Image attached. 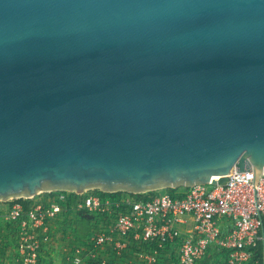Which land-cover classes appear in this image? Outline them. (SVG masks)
Returning a JSON list of instances; mask_svg holds the SVG:
<instances>
[{"label":"water","instance_id":"95a60500","mask_svg":"<svg viewBox=\"0 0 264 264\" xmlns=\"http://www.w3.org/2000/svg\"><path fill=\"white\" fill-rule=\"evenodd\" d=\"M250 171L264 0H0V203Z\"/></svg>","mask_w":264,"mask_h":264},{"label":"built area","instance_id":"2783aa9c","mask_svg":"<svg viewBox=\"0 0 264 264\" xmlns=\"http://www.w3.org/2000/svg\"><path fill=\"white\" fill-rule=\"evenodd\" d=\"M230 176L225 184L118 197L99 189L56 191L28 198L27 208L3 202L11 205L0 218V262L13 249L12 264H44L59 230L68 225L67 264H258L264 173L257 182L253 171ZM81 214L90 220L86 233L75 224Z\"/></svg>","mask_w":264,"mask_h":264},{"label":"rangeland","instance_id":"374dc122","mask_svg":"<svg viewBox=\"0 0 264 264\" xmlns=\"http://www.w3.org/2000/svg\"><path fill=\"white\" fill-rule=\"evenodd\" d=\"M41 196L40 195L36 196L34 199H39ZM12 201H15V200H12ZM0 204H3V202ZM2 225H5L4 220H1V222H0V226H2ZM70 228H71L70 226L64 225L59 230V233L56 235V237L53 241V246L51 245L52 251L49 250L48 256L46 257L44 264H67V260H64V257H65V247L68 243L71 242L70 241L71 240V234L70 233L68 234V229H70ZM12 250L13 249H10V256L8 257V259H6V258L1 259L0 264H12L11 263V257H12L11 252H12Z\"/></svg>","mask_w":264,"mask_h":264},{"label":"trees","instance_id":"16d2710c","mask_svg":"<svg viewBox=\"0 0 264 264\" xmlns=\"http://www.w3.org/2000/svg\"><path fill=\"white\" fill-rule=\"evenodd\" d=\"M170 191H175L174 189H169ZM100 192V191H99ZM102 193V192H100ZM123 192H119V193H114V194H106V193H102L103 195H108V196H111V197H118L122 194ZM14 202H19L21 203L22 205H24V207H29L30 204H32V201L29 200V199H16ZM81 217L77 218V220H75V224L77 225V228L81 229L84 231V233L88 232L90 230V220L88 218L85 217V215L81 214L80 215ZM70 223L69 219H66L65 220V223ZM75 237L77 239H80L81 236H80V233L79 232H76L75 233ZM256 259L258 260V264H263V246H262V241H259L258 245H257V248H256ZM209 260H206L204 262V264L208 263Z\"/></svg>","mask_w":264,"mask_h":264},{"label":"bare ground","instance_id":"6f19581e","mask_svg":"<svg viewBox=\"0 0 264 264\" xmlns=\"http://www.w3.org/2000/svg\"><path fill=\"white\" fill-rule=\"evenodd\" d=\"M230 175L228 176H223V177H217V178H211L212 182L213 183H216V184H225V183H228L229 179H230Z\"/></svg>","mask_w":264,"mask_h":264},{"label":"crops","instance_id":"0c3cea01","mask_svg":"<svg viewBox=\"0 0 264 264\" xmlns=\"http://www.w3.org/2000/svg\"><path fill=\"white\" fill-rule=\"evenodd\" d=\"M11 205V203H3L0 204V218H3V215H5V211L7 210L8 206Z\"/></svg>","mask_w":264,"mask_h":264}]
</instances>
